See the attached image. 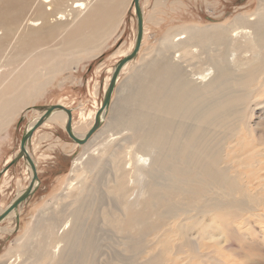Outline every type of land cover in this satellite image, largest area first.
Returning a JSON list of instances; mask_svg holds the SVG:
<instances>
[{
  "label": "bare ground",
  "instance_id": "6f19581e",
  "mask_svg": "<svg viewBox=\"0 0 264 264\" xmlns=\"http://www.w3.org/2000/svg\"><path fill=\"white\" fill-rule=\"evenodd\" d=\"M121 1L0 0V49L8 41H13L14 46L19 47L17 58H11L10 61L6 58L0 59V127L18 116L29 99L43 94L52 80V75L62 67L59 66L57 57L52 61L42 59L39 56V48L44 47L49 39L63 34V44L80 48L71 55H90L96 47L93 45L96 39H105L112 35L115 28L121 24L127 8L135 15L132 1L125 0L124 6H120L123 3ZM142 1L140 0L143 15L141 44L136 57L122 67L119 77L137 58L146 36L147 16ZM250 17L252 16L240 15L230 23L183 27L181 32L175 34L171 28V31L167 30L163 34L158 53L159 64L153 71H147L144 83L140 85L136 97L132 100L137 102L143 111L141 115L136 116L137 120L142 119V124L148 125L147 119L152 116L151 132L147 137L143 131L140 132V142L132 152L126 153L119 147L117 150L113 149L114 145L119 143L114 138L95 145L90 151L93 146L91 142L102 132L105 125L108 108H104L99 115L98 128L87 136L102 102L101 105L96 104L91 112H87L80 103L77 108L78 120L75 123L74 108L63 100L56 103L71 111V132L77 138L85 139V144H79L70 138L74 148L81 147L84 151L74 162L75 167L71 170L73 178L67 185L66 196L82 191L86 178L84 173L94 171L102 157L111 159L112 171L107 178L104 192L113 199H110L109 206L99 210L102 219L100 229L111 225L113 231L125 235L129 242L125 249L130 252L128 264H162L159 258L141 259L137 248V235L158 228L166 215H173L174 218L182 212L187 214L190 210L186 205L191 198H206L205 208L201 213H211L218 217L219 222L231 212L239 214L246 211L239 197L231 195L234 186H237L236 181H241L240 177L230 173L228 179L216 169L219 148L217 144L213 147V141L214 134L228 127L232 118H239L247 112L246 100H255L254 94L264 90V0H260L254 17ZM134 39L128 49L120 48V57L123 58L131 52ZM29 46L37 48L30 49ZM175 52L178 54L174 57L172 54ZM25 54L28 55L26 58ZM17 62L18 66L14 67ZM185 63L193 65L192 70L187 69ZM48 65L51 69H47ZM41 72L50 75L47 80L38 81ZM110 73L112 74V70ZM111 74L105 78L103 95ZM258 75H261V78ZM254 84L256 86L253 90L246 91ZM32 111L36 115L23 133L39 122L45 108ZM148 111H152V114ZM66 122L67 114L61 109H55L35 126L25 145L28 156L32 159L29 144L33 134L42 127H52L54 124L66 131ZM133 133L136 135L135 131ZM19 150L20 142L15 152L6 158L3 166L9 164ZM19 160L25 164L30 175L25 185L27 187L32 171L24 158ZM32 161L35 165V161ZM7 174L8 169L4 170L1 177ZM36 183L39 184V178L34 185ZM226 196L227 199L221 200V197ZM30 197L17 207V228L20 223V210ZM80 199L81 195L78 193L72 202L75 204ZM3 205L0 213L7 206L3 208ZM176 205L185 207L176 208ZM15 216V212L11 211L3 218L1 222L10 218L7 220L9 228L0 227L1 233L16 230ZM84 218L91 219V211L85 214L84 210L78 209L65 216L58 225H44V229L51 235V240L42 245L38 244L41 250L37 246V252L41 254V259L47 264H90V251L93 250L91 237L89 235L83 239L78 234L83 225L80 220ZM31 225L27 228H31ZM26 237L31 238L28 232L19 238L16 251L27 247V243H23ZM199 239L200 244L204 238ZM208 239L214 241L215 237L209 236ZM181 250L187 253L188 263L201 258L200 248L185 243ZM25 252L26 249L23 254ZM10 253L17 254L14 251ZM11 262L15 263L14 259Z\"/></svg>",
  "mask_w": 264,
  "mask_h": 264
},
{
  "label": "rangeland",
  "instance_id": "374dc122",
  "mask_svg": "<svg viewBox=\"0 0 264 264\" xmlns=\"http://www.w3.org/2000/svg\"><path fill=\"white\" fill-rule=\"evenodd\" d=\"M121 3L120 6H124L125 0ZM259 5L260 0H143L147 29L141 51L120 75L107 109L105 125L102 132L91 142L93 146L90 151L95 145L114 138L119 143L115 142L113 149L119 147L126 153L132 152L140 142V132L143 131L146 137L150 134L152 116L147 119L148 125L142 124L143 120H137L136 116L143 111L132 100L144 83L147 71H153L159 64L160 40L167 30L171 31L173 28L175 34L181 32L183 27L230 23L240 15L254 17ZM120 23L112 35L105 39H96L93 44L96 47L90 55H71L80 48L63 44V34L49 39L44 47L39 48L42 59L52 61L57 57L59 66L62 67L52 75V80L43 94L29 99L18 116L0 127V171L8 165L3 166L4 161L18 148L27 124L34 119L36 114L32 110L56 105L63 100L74 108L75 123L78 120L77 108L80 103L87 112H91L96 104L102 102L105 78L111 74L117 60L122 58L118 52L128 49L135 37V15L129 8ZM8 42L0 49L1 60L17 58L19 47H15L13 41ZM177 54L175 52L172 55L175 57ZM27 56L25 54V58ZM17 64L18 62L14 63V67ZM185 64L187 69L192 70L193 65ZM47 69L51 67L48 65ZM49 76L41 72L38 81L47 80ZM258 76L261 78V75ZM255 86L256 84L246 91L253 90ZM253 99L255 100H246L247 112L239 118H232L228 127L214 134L213 141V147L217 144L219 148L216 149L219 155L216 169L227 178L230 173L240 177L241 181H236L237 186H234L231 195L239 197L246 211L239 214L231 212L219 222L217 216L201 213L205 208L206 198H191L186 205L190 210L187 214L182 212L174 218L173 215H166L158 228L137 235V248L141 259L159 258L162 264H264V103H261L264 101V90L257 91ZM40 106L42 107L39 108ZM239 108L243 107L239 104ZM148 113L151 115L152 111ZM29 149L35 161L39 184L20 210L19 228L0 232V264H47L37 252L39 243L42 245L51 240L44 225H58L65 216L78 209L84 210L85 214L91 211V219L80 220L83 225L78 233L83 239L89 235L91 237L93 250L90 251V264H128L130 252L125 249L129 242L125 235L113 231L111 225L100 229L102 219L99 210L109 206L112 198L104 192L107 178L112 171L111 159L102 157L94 171L84 173L86 178L82 191L66 196L67 185L73 178L71 170L75 167L74 162L84 150L81 147L74 148L65 129L55 124L52 127H42L33 134ZM1 175L0 209L2 204L4 208L19 191L25 189L30 179L22 160L9 166L6 176ZM78 193L81 199L74 204L72 200ZM227 198L221 197V200ZM179 206L185 207L176 205V208ZM9 219L1 222L0 227L9 228ZM29 224H32L31 228H27ZM25 232L31 236L30 239H23L27 247L16 251L19 238ZM209 236L215 237V240L208 239ZM201 237L204 240L199 244ZM185 243L200 248L201 258L196 262H186L187 253L181 250ZM38 248L41 250L39 246ZM13 259L15 263L11 262Z\"/></svg>",
  "mask_w": 264,
  "mask_h": 264
},
{
  "label": "water",
  "instance_id": "95a60500",
  "mask_svg": "<svg viewBox=\"0 0 264 264\" xmlns=\"http://www.w3.org/2000/svg\"><path fill=\"white\" fill-rule=\"evenodd\" d=\"M132 4L134 5V13H135V39H134V45L133 48L131 50V52L124 56L123 58L119 59L114 67H113V71L111 74V79L109 82V85L106 88V91L104 92L103 95V100H102V105L101 108L99 110H97L96 114H95V119H94V124L92 125V127L90 128V130L87 133V136H89V134L91 132H93L95 129L98 128V126L100 125V117L99 115L101 114L102 110L104 108H108L109 103H110V97L112 94V91L114 89L115 86V82L119 77V73L120 70L122 69V67L129 62L130 60H132L134 57H136L137 52L139 50L140 44H141V39H142V34H143V15H142V10L140 7V0H132ZM45 113L43 114L42 118L39 120V122H37L33 128L31 130H29L26 133L22 134L21 137V141H20V150L19 153L17 155H15L12 160L10 161V163L8 164V166H5L3 169H1L0 171V175L2 174V172H4V170L8 169L9 166L14 165L17 163V161L22 157L24 158V160L27 161L29 168L32 171V175H31V180L29 185L21 192V194H19L18 196L14 197L9 203L8 205L5 207V209L0 213V222L3 220V218H5V216L10 213L11 211L15 212V223H16V229H17V225H18V212H17V207L20 203L24 202V200H26L27 198H29L32 193L36 190V188L38 187L37 183L36 185H34V182L38 181V177H37V173H36V169H35V165L32 161V159L28 156L26 150H25V145L29 139V135L32 132V130L35 128V126H38L40 124V122L46 118L47 116L50 115V113L52 111H54L55 109H61L63 110L66 114H67V122L65 124V128H66V132L68 134V136L74 140L75 142L81 144L85 141V139H79L77 138L70 129V124H71V111L69 109L64 108L61 105H50V106H45ZM86 136V137H87Z\"/></svg>",
  "mask_w": 264,
  "mask_h": 264
},
{
  "label": "crops",
  "instance_id": "0c3cea01",
  "mask_svg": "<svg viewBox=\"0 0 264 264\" xmlns=\"http://www.w3.org/2000/svg\"><path fill=\"white\" fill-rule=\"evenodd\" d=\"M12 160V159H11ZM3 225V224H2Z\"/></svg>",
  "mask_w": 264,
  "mask_h": 264
}]
</instances>
